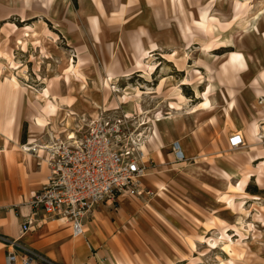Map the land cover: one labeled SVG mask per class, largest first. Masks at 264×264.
<instances>
[{"label":"rangeland","instance_id":"1","mask_svg":"<svg viewBox=\"0 0 264 264\" xmlns=\"http://www.w3.org/2000/svg\"><path fill=\"white\" fill-rule=\"evenodd\" d=\"M166 1L168 6L165 2L155 6L158 15L155 17L154 31L159 30L158 37L167 41L168 52L165 57L167 59L163 63L169 62L170 65L174 64L178 68H185L183 74L199 64L208 63L215 74L221 75V65L229 57L228 62L232 65H229L228 74L231 71L235 72V75L232 74L235 98H242L240 93L244 88H255L257 94L263 96L259 102L260 109L264 110V0ZM79 8V0H0V51L3 55L9 54L15 63V66H12L0 56V78H8L15 83L18 79L23 85L31 86L29 89L25 87V92L32 100L30 106L39 117L42 116L39 104L42 100L38 95L51 82L50 91L53 95L51 97L54 101L60 102L57 117L61 119L67 109L61 101L64 100L63 97L70 95L69 101L74 100L75 95H79L81 100H89V97L93 99L97 95L102 98L103 92L97 91L100 89L95 90L94 85L111 71L118 75L117 80L112 83L113 87L120 90L129 87V95L126 97L130 100V104H120L119 109H110L104 117L125 119V112L134 109L138 102L144 109L145 115L143 114L142 117L136 115L137 120L125 119L130 130H134L136 122L146 116L147 107L151 102V98L146 96L150 94L146 92L151 91L144 83L136 80L135 73L128 77L121 76L123 72L133 69L122 70L124 66L121 54L124 51L130 53L135 38L143 32L146 34L150 28L136 27L130 22L127 24L136 14V10L131 9L130 15L123 18L130 11L125 14L121 12L123 10L121 3L115 9L116 17L111 16L110 21H113L104 30L106 33L103 32L105 36L101 39V43L86 40V43L80 44V39L76 37L79 45H75L72 41L64 39L62 35L58 34V37L52 33V31L58 33L56 28L59 22H63L74 31L75 35L78 33L81 36L84 26L75 23L80 14ZM13 24L17 26L16 29ZM101 25L103 27L104 24L101 22ZM26 26H31L32 30L24 36L22 29ZM97 31L98 29L94 31L96 37ZM177 36L183 39L178 40ZM220 36L229 37L232 46L218 48L217 38ZM18 38L32 41L33 48L23 49L18 44ZM136 46L139 52L135 63L143 50L139 40ZM184 48L187 51L184 52ZM212 49L215 50L210 52ZM246 51L251 52V56H248ZM79 53L87 55L80 56ZM81 57L87 60L82 61ZM79 61L82 62L81 67ZM199 71L203 76L205 75L204 69ZM177 75L182 77V72ZM198 80L201 82L203 78ZM155 82L157 81L153 76L151 85L153 86ZM134 88L142 91L140 97L135 95ZM120 94L124 96L122 92L112 91L110 98H114L116 103L118 101L116 98ZM234 104L233 98L230 106ZM112 105L110 106L114 107V104ZM236 108L240 109L238 104ZM61 113L63 114L60 115ZM53 118L54 115H49L47 118L43 117L41 121L51 126ZM261 119L264 117L255 118L250 122L251 138L245 137L246 144L242 148H230L233 164L240 171L237 175L226 178V181L212 182L209 177L215 176L213 174L216 173H208L209 171L202 164L204 160H201L199 166H192L193 169L187 172L185 169L189 168V165L174 167L173 163L168 168L160 170L153 162L148 178L162 183L164 186L162 192L151 188V194L136 198L138 200L134 198L116 200L99 206L105 205L112 212L124 208L129 214L128 220L134 223V218L136 219L138 214H145L147 217L145 223H149L150 226L152 224L169 242L173 243L178 238L185 247L187 258L182 262L178 261L179 259L170 260L168 264L170 262L172 264H264V134H261L260 123L256 135L252 127ZM74 120V125H79L81 128L92 121L87 115L75 116ZM65 134L60 133L59 136L65 137ZM217 176H222L219 171ZM217 197L222 201L230 200V204L225 205L217 200ZM129 203L132 204L130 208ZM154 208L159 211L163 208V213L157 212ZM163 224L168 225L169 229L167 227L162 230ZM174 224L179 225L180 228L182 225L186 230L182 229L178 232L173 227ZM138 226L137 228L146 227L141 222ZM145 231L141 233L145 234ZM198 233L204 235V240H195L194 246H191L193 237ZM133 254L137 255L136 252ZM138 255L145 258H133L134 264H145L146 261V264L164 262L163 258H146L150 253Z\"/></svg>","mask_w":264,"mask_h":264},{"label":"crops","instance_id":"2","mask_svg":"<svg viewBox=\"0 0 264 264\" xmlns=\"http://www.w3.org/2000/svg\"><path fill=\"white\" fill-rule=\"evenodd\" d=\"M164 2L168 6L166 0H79L80 14L75 23L84 26L82 35L78 33L75 35L74 31L63 22H59L56 28L58 33L53 31L52 33L58 37V34L62 35L64 39L72 41L75 45L86 43V40L101 43L106 33L104 30L113 21H110L111 16L116 17L117 5L122 3L121 12L123 11L124 14L135 8L136 14L134 13V17L127 24L130 22L136 27L148 26L150 30L135 38L131 44L130 53L122 52L121 61L124 66L122 70L133 68L139 52L136 46L139 40L140 45L148 49L151 55L147 61L151 64L155 63L157 67L151 79L139 74L140 71L135 72L136 80L144 83L151 91L149 92L151 102L147 107L146 116L152 119L156 114H162L165 117L156 124L143 125L145 133L149 135V142L146 141L148 156L160 170L174 163V167L182 164L186 167L189 165L185 172L191 171L192 166H197L201 160H204L202 164L207 168L208 173H216L213 174L215 176H208L209 179L214 183L224 182L228 176H233L232 171L236 175L240 171L233 164L229 138L239 131L243 132L241 134L244 141L245 137L251 138L250 122L255 118L264 117V110L260 109L261 103L259 102L263 96H259L255 88H244L240 93L242 98H235L236 93L232 88L234 85L232 74L235 75V72L231 71L228 74L229 65H232L228 62L229 57L221 65V75L215 74L208 63L199 64L187 70L188 73L185 74H183L185 68H178L174 64L170 65L169 62L163 63L167 59L165 58L168 52L166 50L167 41L165 38L158 37L159 30L155 32L154 29L156 28L155 17L158 15L155 6H159L160 3L164 4ZM130 13L131 11L127 12L123 18L128 17ZM101 22L104 24L103 27ZM95 29H98L97 37L94 35ZM48 30H51L50 27ZM76 37L80 39L79 43ZM177 37L178 40L183 39L180 36ZM154 44L156 46H153ZM185 51L186 48H184ZM246 52L248 56H251V52ZM79 55L86 56L87 54L79 53ZM80 59L87 60L83 57ZM81 65L82 62H80V67ZM169 66L173 68L170 69ZM201 69L205 70L204 76L199 71ZM181 72L182 77H178L177 73ZM228 75L229 77H226ZM153 76L157 82L152 86ZM185 78H188V84L182 83V79ZM200 78L203 80L199 83ZM22 85L18 79L15 83L8 78H0V264H13L8 258L10 254L15 253L16 244L32 250L47 264H134L133 258H145L138 254L147 255L148 253L150 256L146 258H163V264H168L170 260L184 261L187 253L178 238L173 243L169 242L165 235L156 230L152 224L150 226L149 223H145L147 219L145 214H138L137 218H134L135 223L128 220L129 214L124 208L121 209L122 211L112 212L105 205L96 207L85 221V233L80 237L72 236L71 226L65 220L51 219L44 214L33 217L30 228L24 233L21 231V226L32 213L29 200L34 192L43 186L48 175L46 152L43 146L55 137L57 131L64 129L59 122L55 127L50 124L51 127L46 126L44 129L34 124L35 110L30 106L32 100L26 94V88L20 87ZM174 86L179 87L184 100L181 101L174 91L169 95ZM207 87H211L208 93L211 106L204 108L201 104L205 97L201 94L206 91ZM69 98L70 95L63 97V99ZM233 98L235 104L230 106ZM237 104L240 109L236 108ZM58 120L60 119L57 118ZM70 120L74 124L75 120L73 118ZM260 126L261 134H264V119L260 120ZM174 142L180 144L185 154V160L179 163L173 151ZM218 171L222 176H217ZM156 182L159 181L148 178L146 182L144 181L145 189L152 192L151 188L155 190ZM126 199L133 198L121 196L117 201ZM131 205L129 203L128 207L130 208ZM153 207L157 206L153 205ZM155 210L162 212L163 208L161 211ZM139 222L146 227L137 228ZM175 226L174 224L173 227L178 232L182 229L186 230L182 225L181 228L179 225ZM163 227L162 230H165L168 225L163 224ZM142 231L146 233H141ZM133 252L137 255L135 256ZM34 264L40 263L37 261Z\"/></svg>","mask_w":264,"mask_h":264},{"label":"built area","instance_id":"3","mask_svg":"<svg viewBox=\"0 0 264 264\" xmlns=\"http://www.w3.org/2000/svg\"><path fill=\"white\" fill-rule=\"evenodd\" d=\"M122 118L104 117L80 128L74 138L55 136L44 144L48 175L43 186L29 200L32 213L21 226L24 233L33 217L44 214L70 224L73 237L85 233L86 220L100 204L115 202L121 196L139 198L152 192L145 189L143 178L153 160L145 144L133 135ZM245 143L242 134L229 138L231 149ZM173 151L178 162L185 154L178 142ZM9 262L34 264L45 262L32 250L16 244Z\"/></svg>","mask_w":264,"mask_h":264},{"label":"bare ground","instance_id":"4","mask_svg":"<svg viewBox=\"0 0 264 264\" xmlns=\"http://www.w3.org/2000/svg\"><path fill=\"white\" fill-rule=\"evenodd\" d=\"M9 24V23H8ZM14 29L17 28L16 25L13 24ZM32 30L31 26H26L24 29H22V34L24 36H26L30 31ZM34 34V33H33ZM38 34V33H37ZM193 40V38H192ZM18 44H20L22 46L23 49H28L31 50L33 48L32 46V41L30 40H22L21 38L17 39ZM217 42H218V48L224 47V46H232L231 40L229 37H218L217 38ZM202 49L204 50V47H202ZM151 50V49H150ZM187 51V50H186ZM187 54V53H186ZM0 56H3V58H5L7 61L10 62V64L12 66H15V63L12 61V57L9 54H2L0 51ZM247 58V55H245ZM151 58V55L149 54V50L146 49L145 47H143V50L140 54V57L137 59L134 67L132 70H128L126 72L122 73V77H128L130 76L132 73H135L136 71H140L142 76L151 79L152 75L155 73L157 67L154 64L149 63L147 60H149ZM248 60V59H247ZM80 62V61H79ZM190 64V63H189ZM188 66V65H187ZM138 74V73H137ZM190 74V73H189ZM199 74V73H198ZM197 74V75H198ZM188 75V74H187ZM212 75V74H211ZM116 77H118V75L112 73L111 71H108V73L106 74L105 77L100 78L101 81L100 82H95L94 85V89H100L97 91H102L104 96L101 98V96L97 95L95 97H93V99L89 97L88 99H82L79 97V95H75L74 100H68V99H64L62 100V102H64L65 106L68 107V110L65 113V116L63 118H61L60 120L57 121V111L59 109L60 104L58 103L57 100H53L51 97V82H49V84L42 89V91L40 92V95H38V97H40V99L42 100V102H39L40 104V112L42 113V116L39 117V115L37 113H35L34 116V124L38 127H40L41 129H44L46 126H49L48 123L46 122H42V118H47L49 115H54L53 120V124L52 126H56V123L59 122L62 125V128H64L62 131H57L55 136H59V133L65 132V137L68 139L74 138L75 133L80 130L81 127H79V125L75 126L72 122H71V118H75V116H89L91 117L92 121H96L99 120L101 118H103V116L110 110H115V109H119L120 108V104H125L128 105L130 104V100L127 99V95H129V87L125 88L124 90H120V89H116L115 87L112 86L113 81L117 80ZM186 77V76H185ZM189 77V76H188ZM67 78V77H65ZM99 79V78H98ZM153 80V79H152ZM182 83L184 84H188L189 80L188 78L182 79ZM209 80V79H207ZM211 80V79H210ZM209 80V81H210ZM119 81V80H118ZM197 81V80H196ZM202 81V80H201ZM214 82V81H213ZM84 83V82H83ZM120 83V82H119ZM174 83V82H173ZM200 83V82H199ZM88 85V84H87ZM176 85V84H175ZM198 85V84H197ZM200 85V84H199ZM84 85L82 84V87ZM208 86V85H207ZM31 88V86H26L25 84L21 86V88ZM139 87V86H138ZM194 87V86H193ZM192 87V89H193ZM135 89V95L140 97V94L142 93V91L139 88H134ZM174 92L178 94V96L180 97L181 101L184 100V96L181 94L180 89L178 86H174ZM195 89V87H194ZM211 87H207L206 91L203 92L201 95L205 97L204 102L201 104L204 108H209L210 105V101L208 98V93L210 91ZM35 91V90H34ZM115 91L117 93L122 92V94L124 96H122L121 94L117 96V100L116 103L114 102V98L111 99L110 98V92ZM173 91V90H172ZM195 91V90H194ZM81 92V91H80ZM83 92H85V90L83 89ZM149 94V92H146ZM145 93V94H146ZM198 93V92H197ZM199 95V94H198ZM211 95V94H209ZM147 97L150 95H146ZM214 97V96H213ZM139 100V99H138ZM38 101V100H37ZM137 102V101H136ZM143 102V101H142ZM114 104V107H111L110 105ZM214 105V104H213ZM212 105V106H213ZM63 106V105H62ZM113 106V105H112ZM143 106V105H142ZM173 106V105H172ZM111 107V108H110ZM197 108V107H196ZM199 108V106H198ZM122 109V108H121ZM176 112V111H175ZM123 113V112H122ZM147 113V112H146ZM182 113V112H181ZM144 114V109H142V107L139 105V103H136V106L134 107V109H129L125 112L124 114V118L125 119H129V120H137V116L136 115H140V117H142V115ZM183 114V113H182ZM145 115V114H144ZM148 116V115H147ZM147 116H144L142 119L140 118L139 121L136 122L135 124V129H134V133L133 135L137 138V140L141 141V143L144 145L145 144V148H146V141L149 142L148 139V133H145L143 125L149 124V123H153L156 124L157 121L164 119L165 117L162 114H156L152 119L151 118H147ZM42 117V118H41ZM79 119V118H78ZM85 119V118H84ZM210 119V118H209ZM42 120V121H41ZM88 120V119H87ZM263 120V119H261ZM78 122V121H77ZM75 123V122H74ZM260 123V120H258L252 127H253V132L256 135V129L258 124ZM51 127V126H49ZM44 131V130H43ZM239 133L243 134L242 131H239ZM47 135V134H46ZM34 139V138H33ZM49 139V138H48ZM37 142V141H36ZM49 142V141H48ZM30 143V142H29ZM246 143H244L245 145ZM243 145V146H244ZM25 146V145H24ZM29 146V145H28ZM242 147V146H241ZM240 148V147H239ZM23 149V148H22ZM14 150V149H13ZM29 150V149H28ZM35 150V149H34ZM147 151V149H146ZM26 152V151H25ZM29 152V151H27ZM38 154V152H37ZM35 155V154H34ZM231 172V171H230ZM229 174L230 173H226ZM231 174L236 175L235 172H231ZM146 177L143 178V181H147L148 180V174L146 175ZM229 177V176H228ZM227 177V178H228ZM155 189L158 192H162L164 190V186L162 183L160 182H156L155 183ZM217 200H219L220 202L224 203L225 205H229L230 204V200H225L222 201V199H220V197H217ZM218 201V202H219ZM198 240V241H203L204 240V235L202 233H198L192 240L191 242V246H194V241ZM118 264V263H115ZM169 264H172V262H170Z\"/></svg>","mask_w":264,"mask_h":264}]
</instances>
